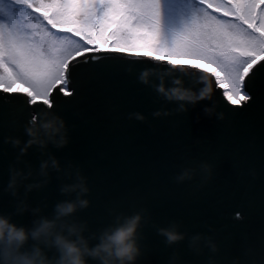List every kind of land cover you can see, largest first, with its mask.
<instances>
[{
  "label": "water",
  "instance_id": "1",
  "mask_svg": "<svg viewBox=\"0 0 264 264\" xmlns=\"http://www.w3.org/2000/svg\"><path fill=\"white\" fill-rule=\"evenodd\" d=\"M92 55L69 62L73 94L58 85L51 109L0 90V216L31 229L55 219L58 203L85 198L60 222L84 225L92 245L140 216L132 264H264V60L246 78L252 99L237 107L193 65ZM52 120L61 130L50 139L43 125ZM74 184L88 191H62ZM161 229L183 238L169 243Z\"/></svg>",
  "mask_w": 264,
  "mask_h": 264
},
{
  "label": "snow or ice",
  "instance_id": "2",
  "mask_svg": "<svg viewBox=\"0 0 264 264\" xmlns=\"http://www.w3.org/2000/svg\"><path fill=\"white\" fill-rule=\"evenodd\" d=\"M205 0H200L203 4ZM227 3L235 10L225 11L224 15H235L252 33L248 38H241L237 34L229 32L223 25L195 26L183 30L171 39H165L162 31V5L160 0H143V2H131V0H64L62 3H38L37 0H0V67L4 69L0 74V90L4 93H13L12 84L16 80H22L28 84L31 91L28 104L42 103L51 109L55 104L54 89L58 85L59 93L65 96L72 95L71 69L68 55L55 58H45L43 53L33 52L23 41V38L8 33L5 42L7 23L13 19H19L24 10L30 12L43 11L44 18L57 28L69 25L66 30L74 32L76 36L91 41L93 31L96 37L101 34L110 39L114 44L125 40L143 38L142 45L150 49L144 53L157 60H167L171 64L182 63L181 59L207 60L208 64H216L219 72L213 71L217 80L228 81L227 90L223 95L233 106L242 107L244 102L252 99L245 90L246 78H250L254 66L258 64V57L264 60V0H245L244 3ZM7 5L5 8L4 6ZM208 7H212L211 4ZM220 7L217 8V11ZM259 10V12H257ZM126 45H122L119 51L123 52ZM94 48H86L83 62L88 59H96L92 53ZM15 65V71L8 67V61ZM190 62V61H189ZM193 67L205 68L206 65L194 64ZM67 73V75H66ZM69 91H65V89ZM19 92L20 90H15ZM243 91V94H241ZM52 99H49V97ZM32 123L36 116H32ZM239 217V214H237Z\"/></svg>",
  "mask_w": 264,
  "mask_h": 264
},
{
  "label": "clouds",
  "instance_id": "3",
  "mask_svg": "<svg viewBox=\"0 0 264 264\" xmlns=\"http://www.w3.org/2000/svg\"><path fill=\"white\" fill-rule=\"evenodd\" d=\"M47 136L51 139L60 132V127L54 120L43 125ZM33 137L29 143L39 141V129L29 128ZM18 142V141H17ZM66 140L61 138V144ZM42 167H46L45 164ZM88 191L83 184L65 186L62 191ZM89 201L79 198L75 201H63L56 205L55 219L42 217L29 229L11 222L7 216H0V242H4V256L6 264H90L95 260L98 264H132L139 254L135 240V232L140 220L137 215L114 230H105L98 238V243L92 245L83 235L84 225L64 224L61 219L75 212L77 208L87 207ZM169 243L183 238L175 230L161 229ZM29 239L36 243L29 249L24 245ZM44 245L54 248L55 254L49 256Z\"/></svg>",
  "mask_w": 264,
  "mask_h": 264
},
{
  "label": "rangeland",
  "instance_id": "4",
  "mask_svg": "<svg viewBox=\"0 0 264 264\" xmlns=\"http://www.w3.org/2000/svg\"><path fill=\"white\" fill-rule=\"evenodd\" d=\"M175 12L177 16V21L173 26L164 27L165 39H171L174 36L180 34L183 30L195 27V26H215L223 25L227 28L229 32L237 34L241 38H248L250 35H258L257 33H252L251 29H248L247 25H244L235 15H224L225 11L234 12L235 10L227 3V0H205L204 4L201 5L198 2L193 0H174ZM200 2V0H198ZM64 0H38V3H62ZM75 2H83V0H75ZM125 2V0H121ZM245 0H233V3H244ZM211 4L212 7H208ZM220 7V10L217 11V8ZM216 10L217 14L220 15L223 20L212 18L209 10ZM45 11L42 9V12ZM259 12V10H257ZM227 17V18H226ZM228 17L230 19H228ZM69 25L60 26L53 28L51 24H46L42 28V39L45 41V50L50 54L51 58L62 57L65 55L71 54L72 57L78 56L80 53H84L86 48H94L97 50H119L122 45H126L124 51L130 52H140L146 53L150 51L149 48L142 46L145 43L143 38L136 40H125L119 44H114L110 39H106L103 34L99 37H96L95 31H93V38L91 41L83 39L80 36H76L74 33H70L66 30ZM68 32V33H66ZM70 34V35H69ZM55 53L53 54V51ZM53 54V55H52ZM159 55V53H153L152 56ZM264 53H260V56H263ZM259 58V57H258ZM181 59L182 63L180 64H202L206 65L205 68H200L205 72L211 74L214 79L218 82L220 86L227 90L228 81L223 80V73H221V80H217L216 76L213 74V71H209L208 68L213 69L216 72H219L220 69L216 64H208L207 60H191L190 58H177ZM72 59H69V62ZM259 60V59H258ZM190 61V62H189ZM8 67L15 71V65L12 66L8 63ZM4 69L0 67V74H3ZM63 85H61L62 87ZM13 90H20L22 92H29L31 88L28 84L24 83L22 80H16L12 84ZM67 91V88L65 89ZM243 94V91L242 93Z\"/></svg>",
  "mask_w": 264,
  "mask_h": 264
},
{
  "label": "trees",
  "instance_id": "5",
  "mask_svg": "<svg viewBox=\"0 0 264 264\" xmlns=\"http://www.w3.org/2000/svg\"><path fill=\"white\" fill-rule=\"evenodd\" d=\"M193 1L198 2V4L200 3L198 0H193ZM131 2H143V0H131ZM160 3L162 5V25L161 27L164 33V30H165L164 27L173 26L177 21L176 12L174 10L176 3L174 0H160ZM4 7L6 8L7 5H5ZM209 12L212 18L218 19L220 21L223 20V18L217 14L216 10L210 9ZM228 19L230 18L228 17ZM46 24L48 25L49 23L44 18L42 10L41 12H30L29 10H24L20 14L19 19H13L7 23V28L4 29L5 42H7L8 33L18 35L19 37L23 38L24 43L33 52L43 53L45 58H51L50 54L45 50V41L41 38L42 28L43 26H46ZM70 33H74V32H70ZM54 53H55V50L53 51V54ZM8 63L12 66V63L10 60L8 61Z\"/></svg>",
  "mask_w": 264,
  "mask_h": 264
},
{
  "label": "bare ground",
  "instance_id": "6",
  "mask_svg": "<svg viewBox=\"0 0 264 264\" xmlns=\"http://www.w3.org/2000/svg\"><path fill=\"white\" fill-rule=\"evenodd\" d=\"M126 52H130V51H126ZM222 87V86H221Z\"/></svg>",
  "mask_w": 264,
  "mask_h": 264
}]
</instances>
